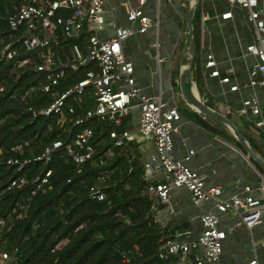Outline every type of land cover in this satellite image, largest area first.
I'll return each mask as SVG.
<instances>
[{"label": "built area", "instance_id": "built-area-1", "mask_svg": "<svg viewBox=\"0 0 264 264\" xmlns=\"http://www.w3.org/2000/svg\"><path fill=\"white\" fill-rule=\"evenodd\" d=\"M109 1L19 0V7L7 18L9 32L0 49V56L8 61L29 52L31 55L17 60L16 66L32 65L42 75L37 87L27 89L22 99L36 90L52 97L48 105L38 110L29 107L33 117L59 114L62 125L68 121L71 123L69 132L73 127H82L72 141L78 150L68 140L60 139L54 141L41 155L34 157V160L47 161L53 150L64 147L79 172L94 154L91 142L94 131L87 124L94 120L103 121L113 126L109 137L113 139L114 146H125L138 137L153 141L155 152L143 164V177L149 181L146 192L152 199L170 204V191L184 187L191 194L194 204L212 201L218 213L229 212L236 217L230 229L251 228L259 224L264 207L260 199L251 194L250 187L244 188L246 195H234L226 199L219 186L206 183L204 174L173 158L172 135L178 131L177 123L181 117L178 107L168 106L159 95L140 94L134 85L133 64L123 51V42L134 32L145 33L155 24V20L143 12V6L148 0H125L128 23L119 26L113 24V33L102 38L99 33L106 23L105 6ZM224 1L226 8L221 18L231 19L233 9H237L244 14L251 28L252 42L243 49L245 54L254 58L247 86L264 88V0ZM65 40L74 42L65 47L59 46ZM158 60L162 61L164 58ZM202 69L207 70L210 77L227 84L230 91L238 90V85L231 83L229 74L220 73L212 55L206 56ZM68 71L80 72V78L60 90V85L68 78ZM229 72L232 73V69ZM2 90L1 86L0 91ZM133 99L137 101L133 102ZM74 100L80 107L81 114L68 120L67 117L75 112V106L70 103ZM86 100H91L92 105L82 108L80 104ZM133 106L139 108L137 128L132 131L126 128L117 130ZM232 109L239 117L252 119L254 126L263 130L264 121L258 118L260 104L256 97L244 98ZM12 150L18 149L14 147ZM192 153L193 151L189 152ZM28 162L27 158L7 160V164L18 165L20 168ZM159 171L162 172L161 181L154 183L148 179L149 174ZM49 175L50 170L40 183H45ZM23 183L24 179L14 180L10 186L20 187ZM90 190L98 200L103 199L104 193L99 188L91 187ZM262 190L264 192V186ZM153 209H156L154 205ZM199 220L202 232L196 240L184 242L180 240L178 232L162 237L158 256L162 259L177 256L179 261L176 264H186L189 252L195 250L197 253L189 264H221L226 232L218 227L219 216L215 212H204ZM4 225L5 219L0 216V229ZM12 262V255L0 243V264ZM243 264H257V260L252 258Z\"/></svg>", "mask_w": 264, "mask_h": 264}, {"label": "trees", "instance_id": "trees-1", "mask_svg": "<svg viewBox=\"0 0 264 264\" xmlns=\"http://www.w3.org/2000/svg\"><path fill=\"white\" fill-rule=\"evenodd\" d=\"M18 7L19 0H0V49L9 32L7 18ZM29 55L24 52L8 61L0 56V216L5 219L0 243L12 255V264H176L177 256H158L161 238L169 235L155 219L138 146L133 142L114 146L109 137L112 125L99 120L87 124L94 131V154L79 172L64 147L53 150L47 161L34 160L56 140L72 144L82 127L69 132L71 123L62 125L59 114L33 117L29 107L38 110L52 97L36 90L22 99L42 78L32 65L16 66ZM80 74L68 71L59 89ZM70 103L75 112L68 120L81 114L76 101ZM91 105V100L80 104ZM126 120L116 129H127ZM9 158L29 162L20 168L7 164ZM48 170L50 175L41 184ZM19 179H24L20 187L10 186ZM91 187L99 188L103 199L94 197Z\"/></svg>", "mask_w": 264, "mask_h": 264}, {"label": "crops", "instance_id": "crops-1", "mask_svg": "<svg viewBox=\"0 0 264 264\" xmlns=\"http://www.w3.org/2000/svg\"><path fill=\"white\" fill-rule=\"evenodd\" d=\"M192 8L191 40L186 19ZM225 8L224 0H148L143 12L155 24L145 33L134 32L123 42V51L133 64L134 85L140 94L159 95L168 106L178 107L181 117L178 131L172 135L173 158L204 174L206 183L219 186L224 198L244 196V188L250 187L251 194L264 207V128H256L252 119L239 117L232 109L242 99L256 97L260 104L258 118L264 121V88L247 86L254 58L243 49L252 42L251 28L237 9H233L231 19H222ZM105 21L99 33L102 38L113 33V24L128 23L125 0H110L106 4ZM207 55H212L222 75L231 76V83H236L238 90L230 91L227 84L202 69ZM183 75L184 91H190L209 109L227 117L260 164L247 153L228 125L201 113L188 102L181 86ZM138 117L139 108L133 106L127 115L128 130L137 128ZM133 143L138 146L143 164L155 152L151 139L138 137ZM190 151L193 153L189 154ZM148 179L161 181L162 172L151 173ZM153 201L155 219L166 227V235L174 230L180 234V240L190 243L202 232L200 215L215 212L219 216L218 227L226 232L221 264H243L252 258L257 264H264V212L259 224L230 229L236 217L229 212L218 213L212 201L194 204L184 187L170 191V204ZM196 253L189 252L186 264Z\"/></svg>", "mask_w": 264, "mask_h": 264}, {"label": "water", "instance_id": "water-1", "mask_svg": "<svg viewBox=\"0 0 264 264\" xmlns=\"http://www.w3.org/2000/svg\"><path fill=\"white\" fill-rule=\"evenodd\" d=\"M193 9H190L187 19H186V28L189 31V36L191 38V33H192V29H191V20H192V14H193ZM250 26V25H249ZM192 40V38H191ZM185 75L182 76L181 78V86L182 89L184 88V79H185ZM184 91V89H183ZM184 95L186 97V99L188 100V102L193 105L196 109H198V111H200L201 113L212 117L218 121H221L223 123H225L226 125H228L235 133L236 138L239 140V142L242 144V146L245 148V150L247 151V153L253 157L257 163L260 164V161L257 160L252 152V150L249 148V146L246 144V142L243 139L242 134L240 133V131L236 128V126L225 116L221 115L220 113L214 112L211 109H209L206 105H204L200 100H198L196 97H194V95L190 92V91H184ZM263 166V165H262ZM264 167V166H263Z\"/></svg>", "mask_w": 264, "mask_h": 264}, {"label": "rangeland", "instance_id": "rangeland-1", "mask_svg": "<svg viewBox=\"0 0 264 264\" xmlns=\"http://www.w3.org/2000/svg\"><path fill=\"white\" fill-rule=\"evenodd\" d=\"M179 261V259H177V262Z\"/></svg>", "mask_w": 264, "mask_h": 264}]
</instances>
